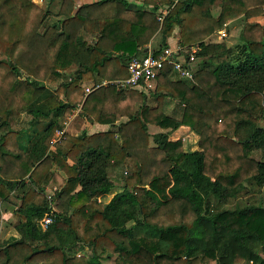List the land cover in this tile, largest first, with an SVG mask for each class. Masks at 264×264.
<instances>
[{
    "label": "trees",
    "instance_id": "trees-1",
    "mask_svg": "<svg viewBox=\"0 0 264 264\" xmlns=\"http://www.w3.org/2000/svg\"><path fill=\"white\" fill-rule=\"evenodd\" d=\"M46 2L0 0V202L15 228L0 264H264V204L250 200L264 187V24L250 21L264 0H219L216 14L215 0H59L52 19ZM154 37L155 54L169 37L182 56L196 46L198 64L191 79L165 64L150 104L111 80ZM74 111L104 128L67 132ZM181 126L197 150L170 138Z\"/></svg>",
    "mask_w": 264,
    "mask_h": 264
},
{
    "label": "rangeland",
    "instance_id": "rangeland-1",
    "mask_svg": "<svg viewBox=\"0 0 264 264\" xmlns=\"http://www.w3.org/2000/svg\"><path fill=\"white\" fill-rule=\"evenodd\" d=\"M35 1H37L40 5H42V7H45L47 4V3H45L44 0L43 1L42 0H35ZM88 1L89 0H79V1H77V3L83 4V3H86ZM58 5H59V0H53V2L51 4V9H50L51 10L50 11V15H51L50 19L56 17V11H57ZM218 10H219V0H215V2L212 5V12L214 14H216V13H218ZM50 19L48 21H51ZM260 19H264V17L251 19L250 21H255V20L258 21ZM241 23H242L241 19H236L230 23L229 31H227V36L225 37V39H223L224 43L233 44L234 42H236ZM152 40H154V43L157 42V44H158V38L157 37H154ZM157 44H155V46H157ZM171 46H173V45H171ZM197 62H198V58L194 64L195 67H197V64H198ZM175 76L177 78H179L178 75L175 74ZM103 81H106L107 83L109 82L107 80H103ZM117 81H119V80H111V82H117ZM58 82H59L58 80H49L47 82V84L49 87H53ZM102 82L100 83V85H102ZM107 83H105V84L107 85ZM95 85L96 84L91 81V82L86 83L84 85V88L91 87V86L93 88V86H95ZM118 88H120V87L118 86ZM151 91H152V89L148 90L146 93H143V94H146V96L148 97V102L150 104H153V103H155V101H154L153 97L150 96ZM170 108H172L171 109L172 111H170ZM165 110L167 113H171V114L176 115V116H178V113L180 111L179 107L173 105L172 103L168 104L166 106ZM76 112L77 111H74V115H72L66 121L67 132L76 134V133H80L83 129H85L86 131H95L96 130V128H93L92 125H95L97 123L92 124V123L85 121L84 119L79 117ZM29 119H30V117L27 114H22L21 117L17 121H14L12 123V128L16 129V130L22 129V128L23 129L27 128ZM98 125H100V124H98ZM41 126L42 125L38 126V128H41ZM178 129L173 131L170 134V138H172V139L181 138L183 141L184 148L186 150H193V148L198 147V145H197L198 137L196 140V138L194 136V134H196L195 132L193 134L192 133L193 131L190 128L189 129L188 128H180V130H178ZM158 131H159V128H157L155 126H149V132L151 134L158 132ZM185 131H187V132H185ZM188 134H189V136H188ZM109 174L117 183L120 180L121 176L125 175V170L122 166H115V167H111L109 169ZM51 190H53V189L48 188V189H46V192L49 193ZM109 198H110L109 196H106L103 199H104V201H107ZM250 200L253 202L254 201L255 202L260 201L264 204V187L261 189L260 192H257V193L255 192V194H253V196L251 197ZM66 201H67V196H65V195L61 196V198L57 199L53 203V208L56 211H64L66 209ZM234 202L235 201L231 202L230 205H232V203H234ZM9 205L6 203L3 204L0 202V240H2V241L6 240L8 237L12 236V234L15 233L14 219L11 215V209H10ZM147 232H148V228H140V229L136 230V233L141 234V235L145 234ZM253 240L254 239H252L251 242H254ZM106 264H109V262H106ZM235 264H245V263L242 259H237V261H235Z\"/></svg>",
    "mask_w": 264,
    "mask_h": 264
},
{
    "label": "built area",
    "instance_id": "built-area-1",
    "mask_svg": "<svg viewBox=\"0 0 264 264\" xmlns=\"http://www.w3.org/2000/svg\"><path fill=\"white\" fill-rule=\"evenodd\" d=\"M158 19L161 20L162 16H159ZM225 36V29L218 31V39ZM197 51L198 48L192 46L189 49V53L182 56L179 46L169 45L162 49L158 54H155L153 48L147 47L146 54L132 57L127 63L128 77L114 83L120 88H131L146 93L148 90L154 88L157 75L161 72L165 64L171 65L173 71L179 78L191 79L195 68L194 64L198 58ZM105 83L107 82H102L103 85H106ZM91 90L92 86L86 87L85 93H88ZM61 133L62 131H57L56 135L60 136ZM53 192L54 189L49 193L47 192L48 199H51ZM51 220L52 218L49 215H46L40 222L41 228L45 229Z\"/></svg>",
    "mask_w": 264,
    "mask_h": 264
},
{
    "label": "crops",
    "instance_id": "crops-1",
    "mask_svg": "<svg viewBox=\"0 0 264 264\" xmlns=\"http://www.w3.org/2000/svg\"><path fill=\"white\" fill-rule=\"evenodd\" d=\"M35 1V0H34ZM43 1V0H42ZM45 1V3H47L46 2V0H44ZM76 1V3H77V1H79V0H75ZM90 2L91 1H93V0H89ZM88 1V2H89ZM35 2H37V1H35ZM38 3V2H37ZM78 4V3H77ZM258 22L260 23V24H264V19H260V20H258ZM176 32V31H175ZM174 32V33H175ZM168 43H169V45L171 46V45H173V46H178V44H177V40L174 38V37H169L168 38ZM155 44H157V42H155L154 43V40H151V42L147 45V47L148 48H153L154 46H155ZM92 127L93 128H96V130H99V129H103L104 128V126H102V125H98V124H95V125H92ZM180 128H188L189 129V127L188 126H181V127H179V129L178 130H180ZM95 130V131H96ZM89 132H93V131H89ZM185 132H187V131H185ZM193 134H194V132H192ZM188 136H189V134H188ZM194 136H195V138H196V140H197V135L196 134H194ZM198 148V147H197ZM197 148H193V150H197ZM109 197H111V195H108ZM15 234V233H14ZM14 234H12V235H14Z\"/></svg>",
    "mask_w": 264,
    "mask_h": 264
}]
</instances>
